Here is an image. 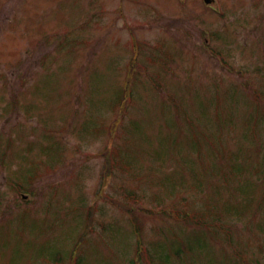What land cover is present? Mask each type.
Returning <instances> with one entry per match:
<instances>
[{
	"label": "rangeland",
	"instance_id": "1",
	"mask_svg": "<svg viewBox=\"0 0 264 264\" xmlns=\"http://www.w3.org/2000/svg\"><path fill=\"white\" fill-rule=\"evenodd\" d=\"M7 26L0 264H264V0H0Z\"/></svg>",
	"mask_w": 264,
	"mask_h": 264
},
{
	"label": "trees",
	"instance_id": "2",
	"mask_svg": "<svg viewBox=\"0 0 264 264\" xmlns=\"http://www.w3.org/2000/svg\"><path fill=\"white\" fill-rule=\"evenodd\" d=\"M113 158H114V165L113 166H115V163L119 164V161L117 160L116 155H113ZM111 175H113V173H111V174L107 173V176L106 175L104 176V178L102 179V183L101 184H103V183H105V184L100 188V190H104V189H106L109 186ZM107 184H108V186H106ZM191 185H192V183H188L187 184L188 187L191 186ZM99 195L104 196L105 200L108 201L109 203H111V204H113L115 206H119L120 210L122 212L128 214V217H129L130 221L132 222V224L136 225V222H137V219H136V217H137L136 216L137 208L134 205H132L131 202L126 203L128 197L136 198L135 200H133V201H135V203L139 199L140 195L135 193L134 189L126 191V194H125L126 195V197H125L126 198V201H125L126 204L125 203L124 204L123 203L120 204L118 200H115L114 198H112L110 196L106 197L105 194H99ZM125 205H129V207H126ZM196 213L197 212H190L189 213V212H185L184 211V212H181V213H176L174 218H175L176 221L184 222L185 224L189 225L190 220L192 218H195ZM138 233H139L138 235L140 236L141 235L140 234L141 230H138ZM174 238H175V241L178 242V243H180V241H182L183 244L186 243L185 240L180 235H176ZM181 238H182V240H180ZM140 249H141V244H140ZM140 255H141V253H140Z\"/></svg>",
	"mask_w": 264,
	"mask_h": 264
},
{
	"label": "flooded vegetation",
	"instance_id": "3",
	"mask_svg": "<svg viewBox=\"0 0 264 264\" xmlns=\"http://www.w3.org/2000/svg\"><path fill=\"white\" fill-rule=\"evenodd\" d=\"M205 1H206V0H204V2H205ZM214 1H215V0H210L209 3L212 4V3H214Z\"/></svg>",
	"mask_w": 264,
	"mask_h": 264
},
{
	"label": "water",
	"instance_id": "4",
	"mask_svg": "<svg viewBox=\"0 0 264 264\" xmlns=\"http://www.w3.org/2000/svg\"><path fill=\"white\" fill-rule=\"evenodd\" d=\"M206 1H207V3H209L210 0H206Z\"/></svg>",
	"mask_w": 264,
	"mask_h": 264
}]
</instances>
